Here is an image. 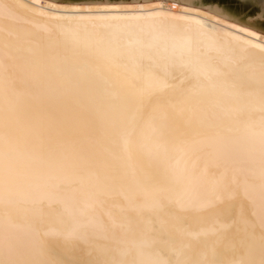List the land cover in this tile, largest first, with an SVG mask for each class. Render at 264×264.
<instances>
[{
	"label": "bare ground",
	"instance_id": "obj_1",
	"mask_svg": "<svg viewBox=\"0 0 264 264\" xmlns=\"http://www.w3.org/2000/svg\"><path fill=\"white\" fill-rule=\"evenodd\" d=\"M0 264H264V34L0 0Z\"/></svg>",
	"mask_w": 264,
	"mask_h": 264
},
{
	"label": "water",
	"instance_id": "obj_2",
	"mask_svg": "<svg viewBox=\"0 0 264 264\" xmlns=\"http://www.w3.org/2000/svg\"><path fill=\"white\" fill-rule=\"evenodd\" d=\"M56 3L108 4L163 1L192 6L264 34V0H49Z\"/></svg>",
	"mask_w": 264,
	"mask_h": 264
},
{
	"label": "rangeland",
	"instance_id": "obj_3",
	"mask_svg": "<svg viewBox=\"0 0 264 264\" xmlns=\"http://www.w3.org/2000/svg\"><path fill=\"white\" fill-rule=\"evenodd\" d=\"M207 23H210L209 21H207Z\"/></svg>",
	"mask_w": 264,
	"mask_h": 264
}]
</instances>
